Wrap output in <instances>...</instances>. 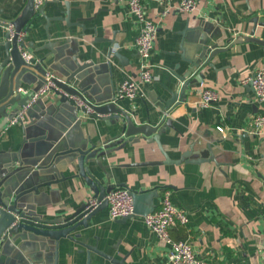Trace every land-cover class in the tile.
Instances as JSON below:
<instances>
[{"label": "crops", "instance_id": "obj_1", "mask_svg": "<svg viewBox=\"0 0 264 264\" xmlns=\"http://www.w3.org/2000/svg\"><path fill=\"white\" fill-rule=\"evenodd\" d=\"M177 2L144 0L146 16L158 28L150 59L154 79L142 84L134 99L118 100L117 106L136 124L157 125L170 119V127L164 126L159 137L162 150L173 161L190 152L185 158L189 162L150 165L164 160L155 142L138 137L129 143L121 135V125L109 121V115H74L49 91L18 123L1 129L0 168L18 152L36 172L52 161L54 170L64 167L67 180L40 188V194L32 196L30 213L42 219L66 217L90 200L92 193L82 178L74 177L76 167H66L64 157L53 158V153L65 148L67 138L73 145L90 141L106 153L98 161L108 168L113 189H127L138 197L139 213L124 222L112 221L106 207L91 218L80 242L122 264H165L170 245L144 224L142 214L158 210L168 192L171 202L188 217L187 226L169 230L173 241L189 240L198 257L210 264H264V126L255 132L252 124L264 108L252 87L241 83L264 65V0H199L192 13L180 12ZM27 3L0 0V22L24 31L30 26L25 31L28 49L55 76L61 77L57 66L77 54L80 63L93 64L86 71L97 78L106 101L114 98L123 80L137 78L134 41L139 29L124 3L45 0L42 15L22 22ZM5 35L0 25V68L6 57ZM49 43L56 45L52 47L56 56L43 48ZM114 47L122 60L107 58ZM213 47L221 51L194 74H203L202 82L165 110L163 102L170 98L166 88L172 90L177 83L173 73L181 76L189 68L181 56L194 60ZM204 87L214 90L218 99L199 109L196 104ZM115 138L117 145L110 147ZM52 179V175L36 176L35 182ZM80 250L66 239L55 244L34 236L14 242L10 237L0 255L5 264L14 260L18 264H87L86 252ZM89 264L112 262L91 252Z\"/></svg>", "mask_w": 264, "mask_h": 264}, {"label": "water", "instance_id": "obj_2", "mask_svg": "<svg viewBox=\"0 0 264 264\" xmlns=\"http://www.w3.org/2000/svg\"><path fill=\"white\" fill-rule=\"evenodd\" d=\"M42 14V7L35 12L33 0H28L23 11L22 22L24 19L33 17V15L37 16ZM20 23L19 21L17 22L18 25ZM0 25L2 24L0 23ZM29 27L27 26L25 31L29 30ZM5 39L6 42L2 43V45L5 49L6 57L0 68V131L29 102V96H23L19 92L22 85L31 87L33 81L30 77L32 76L35 80V86H32L33 88L31 87L30 90L34 92L45 83L46 76L50 73L53 75L50 81L54 85L50 91L58 96L61 104L73 110L72 114L76 115L78 112H84L96 118L109 115L107 119L113 124L121 125V135L126 137L129 143L138 137L147 138L155 142L164 160L162 162H150V165L189 162L185 158L190 155V152L182 154L179 160L173 161L162 150L159 137L164 126L170 127V119L164 123L160 122L157 125L150 123L136 124L130 115L117 106V101L114 98L110 99V101L102 100L104 98L102 97L103 94L100 93L97 78L86 71L93 67L92 63H80L77 54H75L67 58L61 67L59 65L57 66L60 70L59 74L61 77L55 76L53 72L47 70L43 60H40L36 64L34 63V58L29 61V64L24 62L17 43L15 41L9 42L7 34L5 35ZM24 45L27 46V44H20V46ZM54 46L56 45L49 43L44 45L43 48L49 50L51 54L56 56L57 52H54L52 49ZM182 47L181 45V52H183ZM212 49L202 51L199 57L194 60H188L184 56H181L182 62L187 63L189 68L181 76L173 73L177 83L172 90L166 88L170 98L166 102H163L165 110H171L180 100L183 101L185 99V91L193 88L196 83L202 82L203 74L198 73L196 76L194 74L206 60L211 59L221 51L214 47ZM59 56L63 57V54L60 53ZM111 56L122 60V57L118 53L112 54L110 49L107 53V58ZM77 101L82 106H78ZM36 103L32 104L30 108ZM116 139L113 140L110 147L117 145ZM51 145H55V142L51 143ZM20 153L18 152L14 155V160H12L11 155L7 161L3 162L6 164V167L0 168V249L4 242L9 241L10 237L14 242L17 239H28L30 236H34L40 242L49 241L55 244H58L61 239H66L80 247V253L83 251L86 252L87 264L90 263L91 252L111 261L112 264H122V262H116L104 255L96 247L79 241L88 229L91 218L107 207L105 197L113 189L111 178L107 171L108 168L98 161L106 153L90 141L73 145V141L70 138L66 139V146L63 150L53 153V158L64 157L66 167H72V165L76 167L77 174L74 177H80L84 180L92 196L90 200L81 204L68 216L52 219H42L30 213L33 207L32 196H38L40 194V188L66 181L67 178L63 174L66 169L64 167H55L54 170L51 166L54 165L52 161L50 166L38 167V171L36 172L33 166L23 162ZM91 160H94V163ZM193 161L190 162H199L198 160ZM51 175L53 177L52 180H45L36 184V176L45 177ZM122 186L124 187V185ZM130 193L133 198V215L121 219L120 222H124L139 213L137 206L138 197L132 192ZM93 200L98 204L95 208L90 206V202ZM150 212L152 213L151 210L146 211L142 216L144 217L150 214ZM79 229L82 231H79ZM5 263L6 261L3 259V256L0 255V264ZM12 264H18V262L14 260Z\"/></svg>", "mask_w": 264, "mask_h": 264}, {"label": "built area", "instance_id": "obj_3", "mask_svg": "<svg viewBox=\"0 0 264 264\" xmlns=\"http://www.w3.org/2000/svg\"><path fill=\"white\" fill-rule=\"evenodd\" d=\"M45 0H33L34 11L37 12L44 4ZM124 3L127 6L129 13L134 17L138 26V35L134 41V48L139 58V72L137 78H129L123 80L116 88L114 100L134 99L140 92L142 84L150 83L154 79L152 75V51L157 36L158 28L154 22L148 18L144 10V0H111ZM199 0H178L177 9L180 12L192 13L198 8ZM1 23V22H0ZM2 24V23H1ZM6 29L8 41H15L18 45L21 57L24 62L29 64V61L34 58L27 46H20L26 44V32L22 29H17L14 24H2ZM118 47L111 49L114 54ZM40 61L34 58V63ZM52 74L48 73L45 83L36 91L31 92L30 89H19L23 96H29V102L24 106L17 115L9 121L8 125L18 123L32 104L40 100L46 93L50 91L54 85L50 78ZM243 85L249 84L253 91L256 100L263 105L264 108V65L258 67L253 75L241 82ZM218 99L217 93L210 88H202L199 93V101L196 107L199 109L206 108L215 103ZM78 106L82 104L77 101ZM252 124L255 132L259 131L264 126V112L252 119ZM6 126V125H5ZM4 126V127H5ZM3 127V128H4ZM222 132V128H217ZM107 202L108 217L112 221L121 220L133 215V198L129 190L123 188L112 189L105 197ZM90 206L95 208L98 206L96 201H91ZM144 224L161 240L170 245V251L167 254L165 264H210L208 261L198 257L197 253L192 248L189 240L173 241L169 236V230L175 226L185 227L188 225L187 214L177 206H175L170 199V194L165 192L158 210L143 217Z\"/></svg>", "mask_w": 264, "mask_h": 264}]
</instances>
